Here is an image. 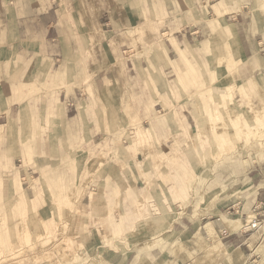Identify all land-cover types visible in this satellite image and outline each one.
I'll return each instance as SVG.
<instances>
[{"label":"rangeland","instance_id":"obj_1","mask_svg":"<svg viewBox=\"0 0 264 264\" xmlns=\"http://www.w3.org/2000/svg\"><path fill=\"white\" fill-rule=\"evenodd\" d=\"M218 1L209 0L202 26L176 32V35L189 36V48L198 46L203 49L207 41L206 51L213 47L218 51L214 57L206 53L204 55V60L208 62L205 66L209 71L208 83L203 88L196 80L190 53L184 49L172 56L179 59L185 79L182 82L184 98L175 96L173 99L179 103L183 100L186 104L193 103L195 119L192 126H198L189 129V133L183 132L186 140L182 141L183 144L170 137L171 143L165 148L172 154V159L166 162L156 159L155 153L159 149L152 147L150 132L135 126V135L146 140V144H141L145 159L136 164L135 173L125 170L121 164V171L116 176L100 177L95 175L100 172L94 170L95 162L85 160V154L89 153L87 149L84 150L86 146L74 145L75 150L70 160H75V167L70 162L65 164V169L73 170L74 176L65 181L64 177H44L38 171L35 181L27 179L31 194L23 193L17 201L9 199L4 207L0 204V250L3 249L5 240L9 245L28 249L23 256L17 257V261L25 259L27 264H130L135 255L131 264H164L167 260L169 264H189L190 260L199 257L202 262H206L197 248L178 246L182 234L178 236L174 233L181 228L171 226L173 218H170V214L174 211L168 212L162 220L158 219L160 206L165 202L168 204V199L164 200L165 193L177 195L182 192L185 184L195 185L197 180L203 182L216 179L210 171L213 167L218 166L217 173L227 176L231 164L229 158L233 157L234 151L240 153L241 160H246L250 152L255 158L261 144H264V112L256 117L251 103L254 98L242 99L240 93L243 87L251 84H256V87H261L264 91V79L258 78L254 73L243 75L240 70L247 61L243 62L244 59L238 56L230 36L226 33L218 35L213 31L220 28V19L216 20V13L212 12L210 5ZM182 7L186 8V5ZM256 17L264 22L259 11L256 12ZM225 24L222 19V25ZM124 56L127 58L130 53H125ZM196 65L199 67V61H196ZM241 120L246 127L241 125ZM137 124L140 126L139 122ZM125 131H120L121 137H127L128 131ZM253 131L259 132L252 134ZM60 132L62 131L55 130L57 136L62 135ZM109 132L115 133L114 130ZM79 136L85 141L86 136ZM185 149L201 154L202 163L199 167L192 168L190 161L181 157ZM49 163L54 167L59 162ZM162 165L165 166V171ZM37 166L46 167L44 157ZM259 167L261 166H251L230 187L222 190L217 185L201 193L202 203L198 209L191 200V195L189 201H180V206L186 207L189 204L188 215L199 218L208 215L211 208L213 212L218 209L222 223L228 219H236L239 221L238 228H241L244 223L240 219L250 216L253 208L262 202H256L253 198L254 187L250 181L254 169ZM81 168L84 169L83 176ZM86 170L88 176H84ZM176 211L179 212L180 209ZM224 231L231 232L226 228ZM216 238L219 239L217 234ZM54 248L57 249L53 250ZM255 250L259 255L254 258L257 261L261 257V249ZM196 259H193V264H198Z\"/></svg>","mask_w":264,"mask_h":264},{"label":"clouds","instance_id":"obj_2","mask_svg":"<svg viewBox=\"0 0 264 264\" xmlns=\"http://www.w3.org/2000/svg\"><path fill=\"white\" fill-rule=\"evenodd\" d=\"M9 3L20 6L22 10L27 9L24 13L27 19L23 22L22 29H10L7 39L0 38V51L7 47L13 54L7 65L0 63V80L7 77L16 86L17 91L23 93L24 90L19 85L28 73L30 65H34L35 80L31 86V95L23 94V98L29 100L27 109L13 111L12 104L18 102L14 96L9 99L5 110L0 98V119L7 117L8 120L6 125L0 126V187L3 186L5 178L19 177L21 173L24 174V179H30L31 172L37 171L44 177L62 178L66 175V162L75 167V160H70L75 150L74 146L70 141L56 136L55 130L58 125L47 118L39 119L35 93L41 94V100L51 96L50 110L58 112L72 103L75 99L74 90L82 89L84 84H88L95 91L96 77L107 72L102 48L105 41L124 57L120 49L124 44H128L129 37H133L132 44L143 48L138 54L140 57L152 56L158 63H162L167 58L163 42L170 39L173 33L182 32L193 26H202L209 6V0H5V6ZM33 3H38L39 7H31ZM182 5H186V8ZM250 6L252 12L259 11L264 17V0H228L227 4L221 0L217 4L218 9L226 7L231 13L245 16L247 14L243 10L249 9ZM232 18L235 19V16ZM164 29L166 31H162ZM225 33L231 34L227 28L218 29V35ZM181 45L193 58L194 74L203 88L208 83L209 71L205 66L208 62L204 60V55L206 53L214 57L218 49L213 47L206 51L207 41L203 49L198 46L189 48L186 41H180L177 47ZM36 48L39 50L36 51ZM129 48L130 52L135 54L132 45H129ZM128 58H131V55ZM196 61H199V67ZM214 62L213 59L212 63ZM57 64L59 68L54 69ZM93 66L95 71L91 70ZM103 83L119 85V80L110 81L105 75ZM208 86L210 87V84ZM61 91H66L68 98L65 105L58 109L54 105H58L56 98ZM93 104L96 111L89 112V123H96L97 117L107 111L98 101L93 100ZM41 123L44 128L42 132H37ZM95 131L96 129H93V134ZM121 134L116 133L114 142H118ZM39 157H44L46 167L37 166L35 161ZM181 157L190 161L192 168L199 167L202 163L199 152L193 153L185 149ZM229 159L231 164L227 176L217 173L218 166L213 167L210 171L216 179L203 182L197 180L195 185L185 184L178 198L189 201L191 195V200L198 209L202 203L201 193L217 185L222 190L230 187L253 165H260L264 170V144H261L255 158L250 152L246 160H241L240 153L234 151L233 157ZM15 160L21 161L19 168L15 166ZM57 161L59 163L54 167L49 163ZM234 177L237 179H233ZM170 211L165 202L160 206L158 219L162 220ZM243 229L244 226H241V230ZM261 235L264 236V226H261ZM26 251L28 249L9 245L5 240L3 249L0 250V264H27L25 259L17 261V257L23 256ZM260 256L259 260L252 261L251 264H264V244L261 245Z\"/></svg>","mask_w":264,"mask_h":264},{"label":"crops","instance_id":"obj_3","mask_svg":"<svg viewBox=\"0 0 264 264\" xmlns=\"http://www.w3.org/2000/svg\"><path fill=\"white\" fill-rule=\"evenodd\" d=\"M220 2L219 0L210 5V9L214 14L216 13V20L220 19V28L229 29L231 34L226 33V35L230 36L231 43L235 47L238 56L244 59L242 60L243 62L247 61L240 72L247 76L254 73L258 78L264 79V43H262L264 41V22L260 20V17L257 19V11L252 12L251 6L247 11L246 9L243 10L247 14L245 16L231 13L226 7L218 9L217 4ZM224 3L227 4L228 0H224ZM31 7H39V4L33 3ZM26 12L27 9L22 10L20 6L12 5L11 3L5 6V0H0V38L7 39L10 29H22L23 22L27 19V16L24 14ZM223 13H226L224 17L222 16ZM233 16H235V19L232 18ZM225 17H228V19ZM221 18L226 22L225 25H222ZM254 20L255 24H253ZM133 26L135 27V25ZM218 29L213 31L216 33ZM188 37L185 34L176 35V33H173L170 39H166L163 43L167 50V58L162 63H158L152 56L147 58L140 57L138 51H143V48L140 45L132 44L133 37H129L128 44H124L120 49V52L124 54L130 53L131 58H128L129 56L127 58L125 56L121 57L105 41L102 48L107 72L106 74L101 73L96 77L95 91L88 84H84L82 89L74 90L75 99L72 103L60 109V106H64L65 100L68 98L67 92L61 91L56 98L58 105H54L55 108L60 109L58 112L50 110L49 106L52 104L51 96L45 100H41V94L35 93L39 119L43 120L47 118L52 123L58 125L56 130H61L62 132L60 133L62 135L57 136L55 133L57 137L70 141L73 146L79 144L85 145L86 148L84 150L87 149L89 152L85 154V160L95 162L94 170L100 171L95 174L96 176H116L119 174V170L121 171V164L125 170L135 173L136 164L145 159L141 144H146V140L136 136L133 132L135 126L150 132L149 139L152 147L156 146L159 149L155 153L156 159L163 162L168 161L170 158L172 159V154L168 150L166 151L165 148L167 144L171 143L170 137H174L176 141H180L183 144L182 141L185 140L183 132L189 133V129L198 127L196 125L192 126V122L195 119L193 116L195 114L194 108H192L193 103L186 104L184 100L179 103L173 99L175 96L184 98L185 92L182 82L185 79L183 78L182 65L179 59L172 56L178 55L180 51L185 49L182 45L177 46L180 44V41H186L189 44L190 40ZM129 45H132L135 49V54L130 52ZM35 50L38 51L39 49L36 48ZM25 51H28V49H25ZM12 55V52L7 47H4L0 51V63L7 65ZM58 68V64L54 66V69ZM91 70L95 71V67L93 66ZM105 75L110 81L115 82L119 80V85L116 83L105 85L103 83ZM34 80V65L29 66L28 73L20 81L19 87L24 90L23 93L17 91L16 86L7 77L4 80H0V98H2L5 110H7L9 99L14 96L18 102L12 104L13 111L19 112L29 107V100L24 99L23 94L31 95V86ZM145 89H147L146 92ZM93 100L104 105L107 111L97 117L96 123H89V112L96 111ZM137 122L140 123V126H138ZM7 123V117L0 119V126ZM43 128L44 125L41 123L37 132H42ZM93 129H96L94 134ZM122 129L128 131L127 137H121V134L118 142H114L116 133L122 131ZM110 130H114L115 133L111 134ZM79 134L86 136L85 141H83ZM17 139H19L18 136ZM81 140L83 143H81ZM92 150L95 152H92ZM41 160L42 157L37 158L36 164ZM14 164L19 168L21 161L15 160ZM162 167L163 171H165V166L162 165ZM80 170L81 176H83L84 169L81 168ZM87 171L84 176H88ZM65 172L66 175L63 176L65 181L66 178L74 176L73 170L65 169ZM35 178H38V171L31 172L30 179L35 181ZM250 181L254 190L256 189V202L263 201L264 171L262 167L254 169ZM29 188V182L27 179H24L23 173L19 177L11 176L5 178L3 186L0 187V204L2 203V207H4V203L9 201V199L17 201V198L23 193L29 192L31 194ZM37 188L38 186H36ZM129 190L131 191V188ZM166 194L164 200L168 199L167 207H172L171 211L175 213L170 214V218H173L171 226L181 228L179 232L174 231V233L180 236L179 234L187 232L199 237L201 241L206 240L205 242H211L210 233L213 230L219 237L217 256L213 260L206 262H202L200 257L198 259L193 258L196 259V263L249 264L255 261L254 258L259 256H257V251H254V249L260 250L261 245L264 244L261 227L253 233L244 232L238 226L231 232H225L223 223L216 215V211L220 212L218 209L213 212L211 208L208 210L210 212L208 215L200 218L191 217L187 213L190 205L187 204L186 207L180 206V201H185L178 198L181 196V192L177 193V195ZM35 202L37 203L38 201ZM177 209H180V211L177 212ZM240 221L244 223H241V226H244L246 220L241 218ZM261 223V226H264V217H261ZM159 256L161 257L162 255ZM135 257L136 255L134 259ZM127 258L125 261H127ZM193 259L190 260L189 264H193ZM164 262V264H169V260Z\"/></svg>","mask_w":264,"mask_h":264},{"label":"bare ground","instance_id":"obj_4","mask_svg":"<svg viewBox=\"0 0 264 264\" xmlns=\"http://www.w3.org/2000/svg\"><path fill=\"white\" fill-rule=\"evenodd\" d=\"M261 89H262L261 87H256V84L255 85L253 84V86L251 84V85H249L247 87H243L242 88V91L240 90L241 91L240 93H241L242 99L254 98L253 99L254 101H251V103L253 104L254 112H256L255 113L256 114V117L259 116V113L260 112H264V91L261 90ZM254 121H256V119H254ZM258 121H260L262 123L261 119H258ZM241 125H243V126L246 127V124H244L243 121L241 122ZM248 131H250V129H248ZM258 132L259 131H253L251 133L252 134L253 133L255 134V133H258ZM255 190L252 191V194H253L252 196H253L254 199H255ZM216 215L220 219V217H219L220 216V213L218 211H216ZM238 222L239 221L236 220V219H232V220L231 219H228V220H225L223 222L224 223L223 225L226 228V230L232 231L237 226ZM190 236H193L192 237L193 239L189 240L190 239ZM210 237H211V242H205V243H203L199 237L194 236V235H191V234H189V233L186 232V233H184V234L181 235V237L179 239L180 242H179L178 246L182 247V245H183L184 247H186V245H188V246L197 248L199 250V252H201V254L203 256V260L210 261V260H213L217 256V247H218V243H219V239L216 238V233L213 230H211ZM63 244H65V243H63ZM194 248H193V251H194ZM56 249L57 248H54L53 250H56ZM197 249H195V250H197ZM54 254H56V253H54ZM221 257H222V255H221ZM135 263H137V262H135Z\"/></svg>","mask_w":264,"mask_h":264},{"label":"built area","instance_id":"obj_5","mask_svg":"<svg viewBox=\"0 0 264 264\" xmlns=\"http://www.w3.org/2000/svg\"><path fill=\"white\" fill-rule=\"evenodd\" d=\"M234 212H236L233 209ZM242 216V215H241ZM261 217H264V201L259 202L251 211L250 216L242 217L246 220L244 232H254L261 227Z\"/></svg>","mask_w":264,"mask_h":264}]
</instances>
